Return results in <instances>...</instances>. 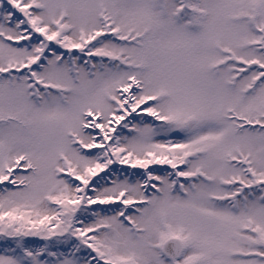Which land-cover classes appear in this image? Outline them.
<instances>
[{
    "label": "snow or ice",
    "instance_id": "1",
    "mask_svg": "<svg viewBox=\"0 0 264 264\" xmlns=\"http://www.w3.org/2000/svg\"><path fill=\"white\" fill-rule=\"evenodd\" d=\"M0 264H264V0H0Z\"/></svg>",
    "mask_w": 264,
    "mask_h": 264
}]
</instances>
